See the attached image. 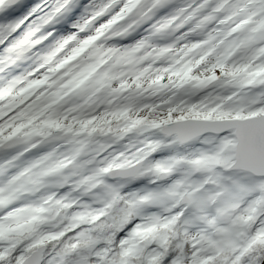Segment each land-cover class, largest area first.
Instances as JSON below:
<instances>
[{
    "label": "rangeland",
    "instance_id": "obj_1",
    "mask_svg": "<svg viewBox=\"0 0 264 264\" xmlns=\"http://www.w3.org/2000/svg\"><path fill=\"white\" fill-rule=\"evenodd\" d=\"M4 1L0 0V47L3 46L0 57L7 59L13 68L0 76V93L3 95L0 99V257L22 259L39 245H51L67 231L77 229L69 249L60 251L51 246L45 264L61 260L66 264H88L92 260L97 264H135L130 255L134 257L139 252V258L149 261L161 254L168 239L165 233L148 236L145 229L158 222L168 225L174 221L178 231L175 235H188L194 249L187 255L181 253L173 258L171 264H179L181 259L189 264H208L218 255H221V264L261 263L264 259V178L229 171L235 143L232 131L207 134L178 149L175 137L167 139L159 129L188 119L217 121L264 114V41L257 45L254 40L246 43L242 55H246L247 62L238 73L230 69L217 70L210 78H201L190 67L176 79H167L164 74L167 64L161 66L165 54L157 56L160 47L140 53L137 47L143 45V39H138L133 47L113 46L107 59L111 61L112 55L128 52L127 57L124 54L120 58L126 67L109 72L83 69L84 77L65 93L71 109L62 110L57 108L61 99L49 105L42 101L44 97L31 96V91L44 92L51 78L93 42L87 33H101L105 27L118 22L120 16L135 9L138 0H128L124 6L117 2L109 11L114 14L110 13L112 15L107 18H99V13L116 0H21L13 7L2 8ZM154 1L149 0L148 4ZM189 1L165 12L159 18L161 22H146L143 15L137 18L142 20L146 31L158 27L171 35L182 24V20L174 23L173 16ZM161 3L162 7L152 8L155 13L169 5L165 0ZM36 7H40L45 16L31 19L29 13ZM204 8H207L206 16L195 17L182 31L184 38L177 51L180 59L195 50L190 45L196 43L193 40L198 36L193 32L196 28L208 30V34L219 32L220 25L227 29L237 28L239 35H244L253 26H260L264 36V0H212ZM216 8H220L218 23L211 26L212 12ZM52 13L59 16L43 32L55 28L63 34L60 38H51L45 48H39L36 42L43 32L35 29H39L44 18ZM235 14L241 17L238 21H232ZM247 14L249 22L245 21ZM91 22L90 29L81 31ZM128 23L122 24V30ZM171 23H174L172 28ZM17 27L22 30L19 37L7 39L9 32ZM86 38L89 39L86 41ZM148 43L156 46L151 40ZM60 44L59 53L54 55L57 58L47 68H42L40 62ZM28 48L26 56L14 62L12 51L22 52ZM151 59H157L154 65H151ZM13 73L16 75L5 81ZM26 75L31 76L30 80L11 91V83ZM207 86L210 88L205 89ZM205 97L207 100L201 103ZM54 129L68 132L69 138L56 147L42 144L40 138ZM93 131L96 134L94 144L87 148V138ZM12 139L18 144L3 149L2 143ZM31 146L33 150L25 154L18 152L23 148L29 150ZM46 149L52 154L44 160L42 154L39 155ZM9 159L11 162L6 164ZM14 159L17 161L13 162ZM140 160L145 161L143 171L149 179L160 171L167 172L169 178L152 187L145 184L135 187L130 181L119 180L102 191L90 189L96 181H105L101 174L103 170L119 165L128 167ZM70 161L78 166L76 180H71L69 172L64 170ZM26 163L33 164V168L23 172L21 166ZM197 166L199 170L194 174ZM203 179H210L205 188L200 187ZM81 184L85 186L77 190ZM185 190L193 198V204L187 209L178 206L175 197V194L180 197ZM112 194L129 201L130 205L121 209L124 223L130 221V213L139 220L118 242V251L121 248L122 255L111 253L110 249H94L97 243L107 240L105 237L94 239L98 231L107 229L113 233V226L106 224L95 230L89 225L91 219L103 216L107 198ZM146 199L151 201L148 207L141 205ZM172 203L175 208L170 212ZM235 207L239 210L231 218ZM113 208L120 210L116 205ZM203 225L210 228L205 229ZM251 226L252 232L248 234ZM137 240L138 246L132 243ZM110 242L108 239V245L115 244ZM258 245L262 247L258 248ZM253 252L258 253L259 261L251 256ZM115 255L121 258L117 262L112 259Z\"/></svg>",
    "mask_w": 264,
    "mask_h": 264
},
{
    "label": "bare ground",
    "instance_id": "obj_2",
    "mask_svg": "<svg viewBox=\"0 0 264 264\" xmlns=\"http://www.w3.org/2000/svg\"><path fill=\"white\" fill-rule=\"evenodd\" d=\"M148 1L149 0H138V5L136 6L134 15L127 18V21L129 22L128 26H130V28H135L133 35L128 34L126 36V46L133 47L134 44L137 43L138 39H144L145 27H142L141 24L136 26L135 19L137 17H142V15L146 16L145 21L150 23L154 21L161 22L162 20L159 18L165 12L178 8L179 5H182L184 0H172L163 11H159L158 13H155V11L152 10V8L154 9V5H156L157 0L150 4H148ZM118 2L119 4H123V6L128 4V0H119ZM161 5L162 3L158 4V7H161ZM110 13L112 12H105L102 16L107 18L114 14V12L112 14ZM252 14L255 13L253 12ZM239 18L241 17H238L235 14L232 16V21H238ZM245 21H251L249 14L245 16ZM122 24L119 26V28L123 26ZM119 28L113 27L112 29L107 30L105 33L94 32L91 35L87 33L93 42L89 44V47L85 50V52L73 60H70L64 69L56 73V75L51 78L52 80L45 88L44 92L37 94V91H34L32 95L44 97L42 101L48 102L49 105L53 104L55 100L61 99V105H59L57 108L62 110H70L71 104H68L65 93L71 85L78 83L81 80L82 76L84 75L82 73L83 69L85 70V68H87L86 71L89 72H93L97 69H105L106 72L124 69L126 66L123 65V62L120 60V58H122L124 54L127 57L128 52L123 51L116 53V55H112L111 61L107 59L111 50L113 49V42L110 38L126 32ZM156 29H158V27H156ZM261 32L262 29H260V26H253L244 35H237V31H235L234 28H226L220 33L215 32L212 37V42L208 41L207 43H200L196 39L195 50L187 53L183 59L178 58L179 53H177V51L179 52L180 49V42H177L176 44L169 42L172 41V38H169L168 41H164V43L160 44V49L165 54L164 63L161 64V66L165 67L167 64V67L164 68V74L167 76V79L172 77L176 79L183 71L190 67H193L196 71V74H198L201 78H210L217 70L224 72L230 69L234 73H238L247 62V59H245L246 55H242L244 50L247 48L246 43L250 40H254L256 45L263 43L264 36L261 34ZM102 36H105V38ZM89 38H86V41ZM158 48L159 46H142L141 44L139 45V48L137 47V50L140 53L145 54L148 50L150 51ZM207 98L208 97L203 98V100L200 102L203 103L205 100H207ZM25 108H28V106L26 107V104Z\"/></svg>",
    "mask_w": 264,
    "mask_h": 264
},
{
    "label": "water",
    "instance_id": "obj_3",
    "mask_svg": "<svg viewBox=\"0 0 264 264\" xmlns=\"http://www.w3.org/2000/svg\"><path fill=\"white\" fill-rule=\"evenodd\" d=\"M210 86L205 87V89ZM204 89V90H205ZM224 126L223 128H214L209 126ZM169 131H168V130ZM161 133L167 137L175 135L179 144L189 143L197 138L202 137L208 133L222 134L225 132L233 131L235 137V145L233 149V163L230 166V171H241L248 173L255 177H264V114L258 116H252L245 119H227V120H197L188 119L183 121H176L169 124L168 127L162 126L160 128ZM57 131L55 134L46 139L47 141H64L68 138V134L59 135ZM60 136V137H59ZM95 135L89 139L88 146L93 144ZM143 161L137 165L126 169H114L109 173L110 178H122V179H141L144 173L141 172ZM72 171V177L76 175V167L71 164L67 167ZM156 181L166 180L168 178L167 173L160 172L155 175ZM101 184L99 187H103ZM192 199L187 197V193L183 195L179 201L180 205L186 204L190 206ZM149 201L143 203L148 205ZM238 207L232 210L231 218L234 217ZM252 227L248 230L251 232ZM47 250V245H41L30 253L20 264H43L44 254Z\"/></svg>",
    "mask_w": 264,
    "mask_h": 264
},
{
    "label": "trees",
    "instance_id": "obj_4",
    "mask_svg": "<svg viewBox=\"0 0 264 264\" xmlns=\"http://www.w3.org/2000/svg\"><path fill=\"white\" fill-rule=\"evenodd\" d=\"M94 224H93V226H95L94 228L96 230L98 226H105L107 223L104 221V219L103 220L101 219L95 225ZM175 228H176V226L174 225V222H170L168 225H164L163 223H160L157 226H152L150 229L146 228L145 231H147L148 234L147 233L146 234L148 236L155 237L158 234L165 233L166 236L168 237V239L166 240V242L162 246V252L159 256L151 258L149 261H144L140 257L141 259L139 258V262L142 264H171L172 259L177 257L178 255H181V253L183 255L189 254L190 250L194 249V246L192 245L191 238L188 235H184V234L182 235L179 233L177 235H175V232L177 231V229H175ZM76 231H77V229H71V230L67 231L61 237V239H58L57 241H53L51 243V245H49L50 248L52 249L51 246H54V249L56 248L60 251H64L66 249H69L70 245L73 242V238H74V235L76 234ZM257 247L261 248L262 246L258 245ZM257 251L255 250V252H257ZM253 253H251V254H253ZM262 253H264V251ZM251 254L249 253V255H251ZM14 255H16L15 252H14ZM28 255H29V253L25 254L24 257L22 259H19V260L16 259L17 257H13L12 255H11V257H13L12 260H10L11 258L8 259V257H0V264H19ZM251 256L254 257V259H258L257 257H259L258 253H254ZM219 258L220 257L215 258L209 264H221ZM8 260H10V261H8ZM258 261H259V259H258ZM179 264H189V263L185 259H181Z\"/></svg>",
    "mask_w": 264,
    "mask_h": 264
},
{
    "label": "flooded vegetation",
    "instance_id": "obj_5",
    "mask_svg": "<svg viewBox=\"0 0 264 264\" xmlns=\"http://www.w3.org/2000/svg\"><path fill=\"white\" fill-rule=\"evenodd\" d=\"M114 205H116V206H118V207H120V210H117L116 211V208H113V206ZM130 205V204H129ZM132 206V205H131ZM126 208V206H125V204H123V202L120 200V199H117V200H115V201H113V202H109L108 203V205H107V207H106V209H105V211H104V220L106 219V218H108V219H106L105 221H108V224L110 225V226H113L114 227V229H113V233H111L109 230H107V229H101L98 233V235H95L94 237V239H96V240H101L100 238L101 237H105V239L107 238V240L106 241H102V242H99V243H97L96 244V246H95V250H98V248L100 249V248H105L104 250H109L111 253L112 252H115L116 254H117V252H119V255L121 254L120 252H121V248L119 249V251H118V242H119V240H120V238H122V237H124V236H126L127 235V233H128V230H129V232L135 227V225H137V223H138V217L137 216H135V215H133V214H129L128 215V217H129V219H130V221L128 222V223H124V214H123V212L121 211V209H123V208ZM100 218V217H99ZM91 219L90 221H89V224L90 223H97L98 222V220H100V219ZM112 221V222H111ZM109 222H111V224L109 223ZM93 227H95V226H93ZM112 228H110V230H111ZM98 236V237H97ZM108 239L111 241L110 243H115L114 245L112 244V246L111 245H108ZM95 241V240H94ZM132 243H134L135 245H136V243H137V245L136 246H138L139 245V241L137 240V241H133ZM92 248V250H94ZM139 248V247H138ZM116 256V257H112V259L113 260H115L116 262L118 261V259L120 260L121 258H120V256ZM122 255V254H121ZM132 257V258H131ZM217 257H220L221 258V255H218V256H216L215 258H217ZM118 258V259H117ZM130 258L131 259H133V260H135V264H138L139 263V252H137V254L133 257L132 255H130ZM129 258V259H130ZM214 258V259H215ZM214 259H212V260H214ZM211 260V261H212ZM264 260V259H263ZM262 260V261H263ZM210 261V262H211ZM209 262V263H210ZM66 264V262H65V260H61V261H57L55 264ZM208 263V264H209ZM259 263V262H258ZM88 264H97V262H96V260H92V262H88Z\"/></svg>",
    "mask_w": 264,
    "mask_h": 264
}]
</instances>
